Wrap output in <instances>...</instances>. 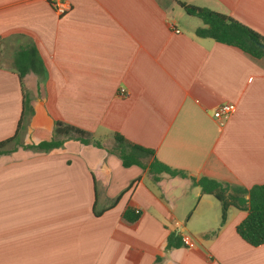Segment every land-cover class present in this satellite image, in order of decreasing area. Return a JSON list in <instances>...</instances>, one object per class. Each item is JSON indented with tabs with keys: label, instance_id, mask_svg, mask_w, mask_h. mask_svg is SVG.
<instances>
[{
	"label": "crops",
	"instance_id": "obj_1",
	"mask_svg": "<svg viewBox=\"0 0 264 264\" xmlns=\"http://www.w3.org/2000/svg\"><path fill=\"white\" fill-rule=\"evenodd\" d=\"M55 1L0 0V142L22 121L21 145H38L61 122L104 148L65 139L0 156V264H264V245L237 233L248 213L230 207L221 226V203L191 179L264 185V58L197 37L202 21L180 5L264 37V0H68L64 16ZM31 49L22 80L15 62ZM224 104L235 110L222 127ZM115 134L188 178L125 168ZM173 232L191 245L164 251Z\"/></svg>",
	"mask_w": 264,
	"mask_h": 264
},
{
	"label": "trees",
	"instance_id": "obj_2",
	"mask_svg": "<svg viewBox=\"0 0 264 264\" xmlns=\"http://www.w3.org/2000/svg\"><path fill=\"white\" fill-rule=\"evenodd\" d=\"M180 5L187 15L196 17L202 21L203 26L198 28L195 32L197 37L213 39L217 43L236 47L257 59L264 58V50L261 48V45H264V37L249 27L224 14L206 8L187 5L185 3H180ZM37 58L36 52L31 49L30 54L22 55L16 60V69L22 80L35 65V62H38ZM23 105L22 116H25L27 113H34L29 94L24 95ZM21 125L22 121H20L18 130L12 138L0 142V156L12 154L17 151L19 147L48 153L62 148L65 139L77 141L83 146L93 145L98 148H104L102 142L95 139L92 133L61 122L55 124L53 135L46 133L38 134L36 136L37 139L40 140L38 145L22 146L19 137ZM109 151L119 156L125 168L139 166L146 169L148 167L150 172L154 174L155 180H157V176L162 173L169 174L173 177L181 176L183 178H188L187 174L173 170L157 161L152 162L148 166L145 161L153 157L154 152L145 147L128 142L120 134L114 135V145ZM191 179L194 186L201 189L202 194L212 195L221 203V226L226 221L227 212L230 207L246 211L248 213L247 217L237 227L238 235L242 240L253 247L264 245V185L254 186L248 189L206 177ZM119 199L120 197L117 198L113 205H115ZM123 219L129 224H134L138 221L139 215L135 214L133 210L128 209ZM183 245V237L180 233L173 232L168 236L164 251L167 252L172 249L180 248ZM160 262L161 258L158 257L157 264Z\"/></svg>",
	"mask_w": 264,
	"mask_h": 264
},
{
	"label": "built area",
	"instance_id": "obj_3",
	"mask_svg": "<svg viewBox=\"0 0 264 264\" xmlns=\"http://www.w3.org/2000/svg\"><path fill=\"white\" fill-rule=\"evenodd\" d=\"M71 8H72L71 4L68 2V0H56L54 3V9L60 16L66 15L68 12H70ZM176 32L179 33L178 31ZM119 96L128 97L129 92L122 89L119 92ZM234 110H235V107L233 105L224 104L215 111L214 118L217 120L219 125L223 127L231 119L234 113ZM183 243L185 246H190L191 238L189 236H184Z\"/></svg>",
	"mask_w": 264,
	"mask_h": 264
},
{
	"label": "rangeland",
	"instance_id": "obj_4",
	"mask_svg": "<svg viewBox=\"0 0 264 264\" xmlns=\"http://www.w3.org/2000/svg\"><path fill=\"white\" fill-rule=\"evenodd\" d=\"M105 145H109V142H104Z\"/></svg>",
	"mask_w": 264,
	"mask_h": 264
},
{
	"label": "water",
	"instance_id": "obj_5",
	"mask_svg": "<svg viewBox=\"0 0 264 264\" xmlns=\"http://www.w3.org/2000/svg\"><path fill=\"white\" fill-rule=\"evenodd\" d=\"M261 48L264 50V45H261Z\"/></svg>",
	"mask_w": 264,
	"mask_h": 264
}]
</instances>
